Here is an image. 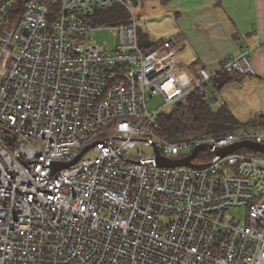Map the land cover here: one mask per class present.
Listing matches in <instances>:
<instances>
[{"label": "built area", "instance_id": "2783aa9c", "mask_svg": "<svg viewBox=\"0 0 264 264\" xmlns=\"http://www.w3.org/2000/svg\"><path fill=\"white\" fill-rule=\"evenodd\" d=\"M115 3L129 8L26 0L17 11L0 0V264H264V153L218 155L264 144V129L159 135V113L187 106L194 92L211 111L225 102L215 72L178 64L175 37L144 49L133 14L91 21ZM103 29L113 48L93 39ZM250 51L218 71L256 76ZM154 97L163 102L151 109ZM197 145L191 164L204 167L155 164Z\"/></svg>", "mask_w": 264, "mask_h": 264}, {"label": "crops", "instance_id": "0c3cea01", "mask_svg": "<svg viewBox=\"0 0 264 264\" xmlns=\"http://www.w3.org/2000/svg\"><path fill=\"white\" fill-rule=\"evenodd\" d=\"M158 1L173 20L172 30L164 38H176L179 45L176 58L180 66L189 69L200 64L216 73L224 60L250 47L249 56L256 76L233 75L221 93L236 86L243 89L242 96L248 97L254 87L264 86V44L257 46L258 41L264 39V0H168L165 4ZM225 95L221 97L226 106L240 121L264 114L254 113L243 119L238 113L243 114L234 107L235 92Z\"/></svg>", "mask_w": 264, "mask_h": 264}, {"label": "trees", "instance_id": "16d2710c", "mask_svg": "<svg viewBox=\"0 0 264 264\" xmlns=\"http://www.w3.org/2000/svg\"><path fill=\"white\" fill-rule=\"evenodd\" d=\"M26 0H15V8L20 11ZM165 4L168 0H160ZM111 7L98 10L90 19L93 22L109 23H128L129 14L124 6L118 7L112 16L107 15ZM144 49L152 48L160 43L159 40L153 41L148 36H141L139 40ZM237 73L219 71L212 77V85L215 93L220 92L223 86L229 81L231 76ZM239 76V75H238ZM260 123L264 129V114H258L246 121L238 120L226 104L219 107L216 111H211L207 106L204 97L198 92H194L188 99L187 106L178 104L168 110L159 113V129L157 133L165 136L171 141L196 138L204 135L222 136L238 128Z\"/></svg>", "mask_w": 264, "mask_h": 264}, {"label": "rangeland", "instance_id": "374dc122", "mask_svg": "<svg viewBox=\"0 0 264 264\" xmlns=\"http://www.w3.org/2000/svg\"><path fill=\"white\" fill-rule=\"evenodd\" d=\"M125 3L129 6L126 8L127 13L130 16L133 14L137 19L143 21V28L139 29L138 36L139 40L141 36H150L155 37L156 39H161L169 36L170 31L172 30L173 20L169 18L168 13L165 10V6H162L158 0H137V4L133 5L130 0H124ZM122 6L120 3H115L110 11L106 14L112 16L116 14L115 12L119 10L118 7ZM93 39L97 43H106L108 48H113L115 46L116 38L109 32L108 29H103L94 34ZM249 77H246L248 79ZM232 87V88H230ZM227 90L223 91V93L217 92L216 94L221 96H226L230 91L235 92L237 98L235 100V108H237L238 112H241L243 115H240L241 118H248L251 114L254 113H264V86L261 88H255L250 92L248 97L242 96L243 89H238L236 86H230ZM238 89V90H237ZM162 99L160 97H154L148 102V107L151 109H155L162 105ZM169 108H164V110H168ZM252 112V113H250ZM254 125L262 126L260 123L255 122ZM238 218L244 219V211H240L238 214Z\"/></svg>", "mask_w": 264, "mask_h": 264}, {"label": "water", "instance_id": "95a60500", "mask_svg": "<svg viewBox=\"0 0 264 264\" xmlns=\"http://www.w3.org/2000/svg\"><path fill=\"white\" fill-rule=\"evenodd\" d=\"M130 1L132 2L133 5H136L137 4V0H130ZM92 146H93V144L85 147L83 149V151L80 153L79 156H81L85 151H87ZM203 147H205V145H197V146H195V148L193 149V151L188 156H186L184 158H181V159H173L172 160V159H166V158H163V157H158V159L155 161V164H156V166H166V167H172V166H177V165H191V166H194V167H204L205 165L191 164V160L195 156L196 152L200 148H203ZM241 147H246V148H248L250 150L264 153V144L257 143V142H253V141H242V142H238V143H235L233 145H229V146H226V147L221 148L219 150V152H218V155L219 156H224L229 151H233V150L239 149ZM74 161L67 162V163H61L59 165V167L60 168L66 167V166L72 164Z\"/></svg>", "mask_w": 264, "mask_h": 264}]
</instances>
